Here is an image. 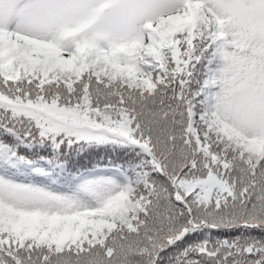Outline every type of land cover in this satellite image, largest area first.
<instances>
[{"label":"snow or ice","instance_id":"snow-or-ice-1","mask_svg":"<svg viewBox=\"0 0 264 264\" xmlns=\"http://www.w3.org/2000/svg\"><path fill=\"white\" fill-rule=\"evenodd\" d=\"M0 264H264V0H0Z\"/></svg>","mask_w":264,"mask_h":264}]
</instances>
